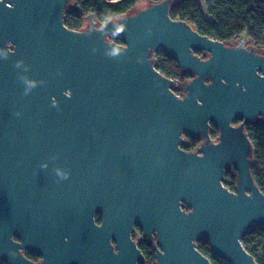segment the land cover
Returning a JSON list of instances; mask_svg holds the SVG:
<instances>
[{"label":"water","instance_id":"obj_1","mask_svg":"<svg viewBox=\"0 0 264 264\" xmlns=\"http://www.w3.org/2000/svg\"><path fill=\"white\" fill-rule=\"evenodd\" d=\"M172 1L76 30L72 0H0V264H141L137 226L156 264H212L201 239L259 264L242 238L264 225L245 129L264 122V53L172 18ZM158 51L192 79L162 74Z\"/></svg>","mask_w":264,"mask_h":264},{"label":"trees","instance_id":"obj_2","mask_svg":"<svg viewBox=\"0 0 264 264\" xmlns=\"http://www.w3.org/2000/svg\"><path fill=\"white\" fill-rule=\"evenodd\" d=\"M72 1L79 5V10L68 11L65 16V23L71 29L82 30L90 26L89 24L84 27V19H89V16H93L98 23H102L122 15L134 13L133 9L141 2L149 1L145 5L147 6L161 0ZM203 1L204 4H202L201 0H173L170 7V15L174 19H182L189 22L201 34L225 43L234 44L241 37H245L248 44L254 45L259 51L264 53V0ZM204 11L212 18H206ZM155 63L156 67L165 76L177 79L180 82L188 80L189 74L184 72L173 58L162 51L156 53ZM247 132L250 134L254 144L252 175L256 184L264 193V122L249 124ZM191 143V147H193L197 144V141L192 139ZM226 178L228 180L226 185L234 190L237 183V171L235 169L227 170ZM97 219L100 222L101 216L99 214ZM137 236L140 237L137 242L145 256L146 263L153 264L156 259L155 252L151 243L144 237L142 230L138 226L133 237ZM242 242L259 264H264V225L253 227L243 236ZM253 244L256 245L249 248ZM197 245L198 249L210 258L212 264H230L212 253L207 239L199 240ZM26 255L32 260H38L39 258L37 254L27 253ZM1 264H4V262Z\"/></svg>","mask_w":264,"mask_h":264},{"label":"flooded vegetation","instance_id":"obj_3","mask_svg":"<svg viewBox=\"0 0 264 264\" xmlns=\"http://www.w3.org/2000/svg\"><path fill=\"white\" fill-rule=\"evenodd\" d=\"M239 43V39L234 43V44H238ZM228 45H234V44H232V43H227ZM246 44H248V43H246ZM197 55H199V56H201L202 58H207L208 56H209V54H208V52H206V51H200V52H197ZM189 74V73H188ZM188 78V80L189 79H192V77H191V75L189 74V77H187ZM174 79V78H173ZM175 80H177V79H175ZM187 80V79H186ZM241 121H237V122H234V124L235 125H237V124H239ZM249 124H251V123H249ZM249 124H246L245 125V129H246V131H247V126L249 125ZM209 132H210V136H211V138H212V140H214V141H216V139H217V137H218V135H219V129L214 125V124H210V130H209ZM184 138H185V140H186V143H185V145H183V148L184 149H186V150H188V151H193V150H196V148L200 145V143L202 142V138H200V137H197V136H192V135H189V134H184ZM192 139H194V140H196L197 141V144L195 145V146H193V147H191V140ZM99 222V221H98ZM135 234V233H134ZM150 243H151V245H152V247H153V241H151L148 237H146V236H144ZM135 239V238H134ZM154 250V249H153ZM27 253H32V252H29V251H26V254ZM32 254H35V253H32ZM39 256V255H38ZM40 258V257H39ZM39 258H38V260H39ZM155 258H156V255H155ZM146 260V259H145ZM37 261V260H36ZM143 264H148V263H146V262H144ZM153 264H156V259H155V261H154V263Z\"/></svg>","mask_w":264,"mask_h":264},{"label":"rangeland","instance_id":"obj_4","mask_svg":"<svg viewBox=\"0 0 264 264\" xmlns=\"http://www.w3.org/2000/svg\"><path fill=\"white\" fill-rule=\"evenodd\" d=\"M201 2H202V4H204V1H203V0H201ZM148 3H149V1H144V2L139 3V4L133 9L134 12L138 11L142 6H145V5L148 4ZM204 6H205V5H204ZM204 15H205V17L208 18V19H211V18H212V17H211L207 12H205V11H204ZM89 24H90L89 19H88V18H85V19H84V27H87ZM139 239H140L139 236L135 237V240H136V241H138ZM258 242H260V241H258ZM258 242H257V243H258ZM255 245H256V244H253V245L249 246V248H252V247L255 246Z\"/></svg>","mask_w":264,"mask_h":264},{"label":"built area","instance_id":"obj_5","mask_svg":"<svg viewBox=\"0 0 264 264\" xmlns=\"http://www.w3.org/2000/svg\"><path fill=\"white\" fill-rule=\"evenodd\" d=\"M240 42H244V44H246L247 43V40H246V38L245 37H241L240 39H239V43ZM230 188V187H229ZM231 189V188H230ZM186 208V207H185ZM4 264H8V263H6V262H4Z\"/></svg>","mask_w":264,"mask_h":264}]
</instances>
